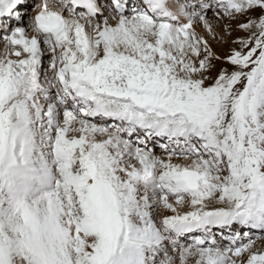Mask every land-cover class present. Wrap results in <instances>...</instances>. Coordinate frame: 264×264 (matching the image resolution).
<instances>
[{"label":"snow or ice","instance_id":"1","mask_svg":"<svg viewBox=\"0 0 264 264\" xmlns=\"http://www.w3.org/2000/svg\"><path fill=\"white\" fill-rule=\"evenodd\" d=\"M0 264H264V0H0Z\"/></svg>","mask_w":264,"mask_h":264},{"label":"bare ground","instance_id":"2","mask_svg":"<svg viewBox=\"0 0 264 264\" xmlns=\"http://www.w3.org/2000/svg\"><path fill=\"white\" fill-rule=\"evenodd\" d=\"M158 154H159V152H158Z\"/></svg>","mask_w":264,"mask_h":264}]
</instances>
